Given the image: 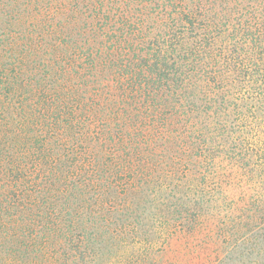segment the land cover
Listing matches in <instances>:
<instances>
[{
	"label": "trees",
	"instance_id": "obj_1",
	"mask_svg": "<svg viewBox=\"0 0 264 264\" xmlns=\"http://www.w3.org/2000/svg\"><path fill=\"white\" fill-rule=\"evenodd\" d=\"M0 264H264V0H0Z\"/></svg>",
	"mask_w": 264,
	"mask_h": 264
}]
</instances>
